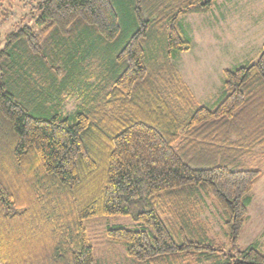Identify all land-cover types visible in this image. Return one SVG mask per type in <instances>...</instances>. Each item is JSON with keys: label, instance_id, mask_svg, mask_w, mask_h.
I'll return each mask as SVG.
<instances>
[{"label": "trees", "instance_id": "obj_1", "mask_svg": "<svg viewBox=\"0 0 264 264\" xmlns=\"http://www.w3.org/2000/svg\"><path fill=\"white\" fill-rule=\"evenodd\" d=\"M215 1L33 0L0 47V264H96L101 215L131 217L107 235L142 263L264 264L238 242L264 175V47L213 109L175 63L180 16ZM204 194L227 244L193 214Z\"/></svg>", "mask_w": 264, "mask_h": 264}, {"label": "rangeland", "instance_id": "obj_2", "mask_svg": "<svg viewBox=\"0 0 264 264\" xmlns=\"http://www.w3.org/2000/svg\"><path fill=\"white\" fill-rule=\"evenodd\" d=\"M32 3L33 0H0V38L2 39L0 47L3 45L4 37L8 32L25 24L34 25L38 12H32ZM220 10H229L231 13H229L227 22H224V20V24L219 27L220 22L216 20V14ZM251 10L261 12L260 14L263 16L264 0H218L213 3L208 11L203 12L201 15L199 13L198 15L183 16L182 29L186 36L190 37L191 49L175 58V63L180 67L189 83L194 86L197 85L196 93L198 99L200 98V103L211 109L215 108L224 97L222 91L224 87V66L227 67L226 69L235 67L233 64L235 60L232 63L231 56L234 54L233 59L238 51L232 40L236 41L234 35L245 30L248 25L247 22L252 21L249 16L246 17L247 12ZM244 18L245 22H243ZM210 22L214 26L210 25ZM230 46L233 48L232 50ZM257 58L258 56L253 58L254 61ZM95 63L97 67L98 60ZM202 84L205 86L201 87ZM210 84L214 86L209 87ZM220 84L222 87L218 89L217 87H220ZM213 95L214 97L205 98V96ZM167 96L172 95L168 93ZM81 102V98L74 96L65 104L64 110L73 112ZM251 194L252 203L249 206V218L241 231L238 242L241 249L249 245H255L264 252V175L255 184ZM192 205L193 214L203 225L205 224L204 226L207 227L208 232L218 242L227 244V234L220 209L213 198L204 194L203 199L200 198ZM85 224L88 236L94 246L96 264H147L129 256L123 244L113 243L107 235V230L110 227L127 226L134 228L136 224L130 216H95L86 219ZM207 264H211V261Z\"/></svg>", "mask_w": 264, "mask_h": 264}, {"label": "crops", "instance_id": "obj_3", "mask_svg": "<svg viewBox=\"0 0 264 264\" xmlns=\"http://www.w3.org/2000/svg\"><path fill=\"white\" fill-rule=\"evenodd\" d=\"M218 1V0H216ZM229 13H231L229 10H220V11H217V18L216 20L219 21L220 23L218 24V26L220 27L221 25L224 24V22H227L228 18H229ZM261 12H258V11H254L251 10V11H248L247 12V16L246 17H250L252 21H249L247 22L248 25L246 27L245 30H243L241 33L239 32L237 35H234V37H236V41L235 40H232L234 42V46H236L238 49L237 51V55L234 56V58L232 59L233 55L231 56V62L233 63V60L234 61V66L235 67H238L240 65H243L245 63H248L250 61H253L256 56H259L261 50L263 49L264 47V14L263 16H261L260 14ZM199 13H188V14H183L180 16V23L181 25L182 24V19H183V16L186 15V17L188 15H198ZM203 14V13H200V15ZM254 15V16H253ZM195 17V16H193ZM245 17V18H246ZM245 18L243 20V22H245ZM225 20V21H224ZM224 21V22H223ZM222 22V23H221ZM210 25H213L212 22H210ZM217 26V27H218ZM183 30V29H182ZM220 32V31H218ZM239 36V37H238ZM233 37V39H234ZM190 37H188L189 39ZM192 40V39H191ZM238 44V45H235V44ZM231 48V46H230ZM191 49V47H189L188 49H183L180 53H178V55L176 56V58H178V56L182 53H185L186 51H189ZM233 48H231L232 50ZM177 65V64H176ZM224 66V65H223ZM229 66V65H228ZM232 66V64H231ZM178 69H180L179 66H177ZM227 67L224 66V70L226 69ZM223 70V72H224ZM181 71V75L184 79V81L186 82V84L188 85V87L190 88V90L192 91L193 95L196 97L197 99V102L200 104V105H203V106H206L204 104H201L199 99H198V94L196 93V87L197 85L195 84L192 85V83H189V81L187 80L186 76H184L182 70L180 69ZM208 80H210V78H208ZM196 81V79H195ZM201 87L205 86L204 84L200 85ZM214 86L213 84H210L209 87H212ZM217 86L215 85V88ZM221 84H220V87H217L218 89H221ZM224 92V87H223V90ZM210 97H214L213 96H205V98H210Z\"/></svg>", "mask_w": 264, "mask_h": 264}]
</instances>
